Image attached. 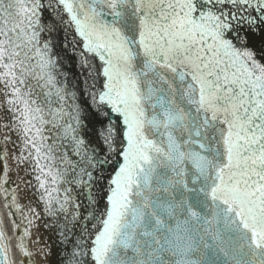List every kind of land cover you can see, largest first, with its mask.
Instances as JSON below:
<instances>
[{
    "label": "snow or ice",
    "instance_id": "snow-or-ice-1",
    "mask_svg": "<svg viewBox=\"0 0 264 264\" xmlns=\"http://www.w3.org/2000/svg\"><path fill=\"white\" fill-rule=\"evenodd\" d=\"M264 264V0H0V264Z\"/></svg>",
    "mask_w": 264,
    "mask_h": 264
},
{
    "label": "bare ground",
    "instance_id": "bare-ground-1",
    "mask_svg": "<svg viewBox=\"0 0 264 264\" xmlns=\"http://www.w3.org/2000/svg\"><path fill=\"white\" fill-rule=\"evenodd\" d=\"M38 264H42V262L38 261Z\"/></svg>",
    "mask_w": 264,
    "mask_h": 264
}]
</instances>
